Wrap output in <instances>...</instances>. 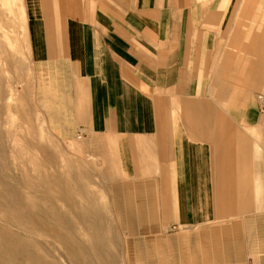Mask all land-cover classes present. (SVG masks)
<instances>
[{"label": "crops", "instance_id": "0c3cea01", "mask_svg": "<svg viewBox=\"0 0 264 264\" xmlns=\"http://www.w3.org/2000/svg\"><path fill=\"white\" fill-rule=\"evenodd\" d=\"M243 1L24 0L50 118L181 264H264V0Z\"/></svg>", "mask_w": 264, "mask_h": 264}, {"label": "rangeland", "instance_id": "374dc122", "mask_svg": "<svg viewBox=\"0 0 264 264\" xmlns=\"http://www.w3.org/2000/svg\"><path fill=\"white\" fill-rule=\"evenodd\" d=\"M36 81L24 0H0V264H181L125 222L140 211L83 168Z\"/></svg>", "mask_w": 264, "mask_h": 264}, {"label": "built area", "instance_id": "2783aa9c", "mask_svg": "<svg viewBox=\"0 0 264 264\" xmlns=\"http://www.w3.org/2000/svg\"><path fill=\"white\" fill-rule=\"evenodd\" d=\"M257 99L259 101L260 107L264 109V96L262 94H259Z\"/></svg>", "mask_w": 264, "mask_h": 264}]
</instances>
